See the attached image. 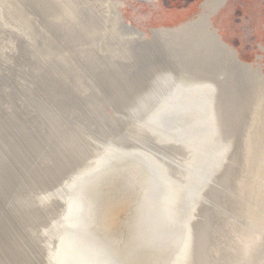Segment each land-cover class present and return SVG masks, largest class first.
I'll list each match as a JSON object with an SVG mask.
<instances>
[{"label": "bare ground", "instance_id": "6f19581e", "mask_svg": "<svg viewBox=\"0 0 264 264\" xmlns=\"http://www.w3.org/2000/svg\"><path fill=\"white\" fill-rule=\"evenodd\" d=\"M127 2L0 0V264H264L260 63Z\"/></svg>", "mask_w": 264, "mask_h": 264}, {"label": "rangeland", "instance_id": "374dc122", "mask_svg": "<svg viewBox=\"0 0 264 264\" xmlns=\"http://www.w3.org/2000/svg\"><path fill=\"white\" fill-rule=\"evenodd\" d=\"M202 0H128L130 20L141 26L172 24L193 14ZM218 32L247 62H259L264 71V0H227L214 16Z\"/></svg>", "mask_w": 264, "mask_h": 264}]
</instances>
